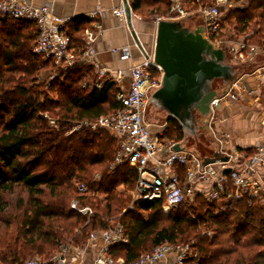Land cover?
<instances>
[{
    "label": "trees",
    "instance_id": "1",
    "mask_svg": "<svg viewBox=\"0 0 264 264\" xmlns=\"http://www.w3.org/2000/svg\"><path fill=\"white\" fill-rule=\"evenodd\" d=\"M145 4L131 0L130 8L143 16ZM151 5L165 7L161 11L165 15L171 13L169 0H153ZM234 11L230 16L244 23L241 31L252 28L251 38L264 48V0H252L248 9ZM92 22L88 16H78L67 26L76 53H82V32ZM37 37L33 22L0 20V204L7 203L4 195L17 187L28 195L15 233L0 239L1 263L24 264L32 254L50 257L67 241L82 247L93 231L110 228L114 220L123 225L129 242L112 246L110 255L126 264L167 242L192 244L201 264H264V206L253 198L231 200L223 192L210 202L198 195L194 205L170 211L163 209L164 200L133 202L127 191L137 183V168L127 163L112 167L118 138L87 128L71 135L47 132L46 113L71 122L98 119L121 108L116 99L120 84L106 76L95 85L94 72L80 61L68 67L44 61L34 53ZM42 70H50L55 78L42 82ZM87 78L94 81L83 87ZM158 137L179 142L183 130L172 120ZM240 150L249 156L256 148ZM75 179L88 186V193L78 200L96 208L91 218L65 205L74 197ZM231 187L229 182L228 190ZM99 194L106 201L101 208L95 207ZM208 231L214 232L213 238L206 235Z\"/></svg>",
    "mask_w": 264,
    "mask_h": 264
},
{
    "label": "built area",
    "instance_id": "2",
    "mask_svg": "<svg viewBox=\"0 0 264 264\" xmlns=\"http://www.w3.org/2000/svg\"><path fill=\"white\" fill-rule=\"evenodd\" d=\"M171 15L168 17L185 16L194 11H201L205 16L206 29L209 38L218 45L225 46L229 53L238 61H245L254 56L248 51L245 41L235 42L226 32L225 18L222 6L235 9L245 7L247 0H212L210 4L201 3L202 0H169ZM235 2V3H234ZM126 3L114 9L113 13L126 26L129 22ZM233 4V5H232ZM99 11L95 10L88 17L97 20ZM130 16L136 17L131 11ZM12 18L33 22L38 30V37L34 45V53L44 61L57 67H68L76 61L84 63L98 78L95 85L102 84L103 79L109 76L120 84V91L116 99L122 104L117 110H108L98 119H82L64 121L49 114L44 115V128L47 132H58L71 135L83 128L90 129L93 133L108 132L119 139V147L115 153L112 167L120 164H129L138 170V180L133 189L127 194L136 200L155 201L164 200L163 209L170 211L180 206L194 205L198 195H204L210 202L218 200L223 192H227L229 199H242L245 196L253 198L264 206V139L256 146L252 155L245 152L225 151L230 161L228 163L210 164L201 170L199 160L192 154L173 152L171 146L174 142L163 144L158 134H152L153 126L146 122L145 111L148 103L147 92L151 87L161 84V72L154 66L153 52H146L138 45L137 50L142 52L143 58L134 60V48L130 44L113 50L120 55L122 60L131 61L128 69V88L121 85L126 73L118 70L115 74L101 64L99 53L94 48L98 38V25H91L82 32L85 39L82 53H76L71 48V36L67 26L72 18L54 14L48 6H35L27 0H2L0 2V20ZM98 32L96 31V29ZM158 72L160 74H158ZM255 80L264 86V68L253 75ZM49 78V77H48ZM55 75L50 76L53 80ZM84 87L89 85V78L85 79ZM241 82V81H240ZM237 83L230 93L222 99L212 103L214 115L211 126L215 131V120H221L220 105L227 99L239 101L246 89ZM264 123V106L261 109ZM229 172V174H227ZM99 175H95L97 179ZM232 187L228 190L227 184ZM80 195L88 192V186L83 182L77 183ZM71 208L91 218L95 211L91 206L83 205L79 200H73ZM193 221H197L192 217ZM108 229L93 231L87 243L76 249L69 242L61 246L56 254L45 257L37 255L25 261L24 264H78L82 260L86 249L95 248L93 264H126L122 258L115 259L110 255L112 246L127 244L129 237L124 227L114 220ZM209 238L214 237V232L208 231ZM172 259V261H169ZM0 264L1 259H0ZM132 264H201L198 254L192 244L164 243L153 250L142 254Z\"/></svg>",
    "mask_w": 264,
    "mask_h": 264
},
{
    "label": "water",
    "instance_id": "3",
    "mask_svg": "<svg viewBox=\"0 0 264 264\" xmlns=\"http://www.w3.org/2000/svg\"><path fill=\"white\" fill-rule=\"evenodd\" d=\"M126 9L130 19L128 3ZM153 59L161 84L147 92L146 122L162 128L176 121L183 139L171 151L192 154L201 170L228 163L230 157L211 126L212 103L225 98L245 76L264 68V51L245 61L236 60L225 46L209 38L204 14L194 11L157 20Z\"/></svg>",
    "mask_w": 264,
    "mask_h": 264
},
{
    "label": "rangeland",
    "instance_id": "4",
    "mask_svg": "<svg viewBox=\"0 0 264 264\" xmlns=\"http://www.w3.org/2000/svg\"><path fill=\"white\" fill-rule=\"evenodd\" d=\"M151 2L153 0H145V6H144V12L145 14L143 16L137 15L138 18L142 19L143 21H149V22H154L157 25V20L161 17H168V15H165L161 11H164L166 8L161 7L158 9V6L156 7L155 5H151ZM212 2L208 0H202L201 3L205 4H210ZM252 0H247L245 2V7L243 8H238L235 9L233 7H228L226 5L222 6V13L223 17L225 18V24H226V32L227 34L235 41H245L246 44L248 45V51L259 53L264 51L263 45L256 43L255 39L251 38V31L252 28H248L246 31H241V29L244 27V23L237 21L235 16H230L232 12H235L234 10H246L249 8L251 5ZM149 3V5H148ZM235 3V2H234ZM233 5V4H232ZM171 13H169V16ZM152 39H150L148 45H147V50L146 52H153L154 50V44H155V38H156V33L153 35ZM50 70H42L40 72V79L42 82L50 81V76H51ZM49 77V78H48ZM98 79V78H97ZM95 79V81H98ZM85 81L83 80L81 85L84 87ZM94 80L89 78V84H92ZM240 85L246 89L245 93L243 96L240 98L239 101H232V100H225L222 105V110L224 109L225 106H230V107H236V112L234 116L230 119H225L223 111L221 112L222 117H220L221 121L215 120L214 128L215 131L217 132V135L219 136L220 139L223 140L224 145H223V150L228 151V152H240V148H250V147H255L260 144L261 140L264 139V130H257V122L258 120L261 121L263 118L261 117V109L264 106V86H261L258 81L255 80V77L253 76H245L241 82ZM234 107V108H235ZM252 116L255 117L256 119H252ZM54 117V116H53ZM241 119L243 121H249L252 123L249 127H245L242 129L240 132L236 133L232 128V126H236V122ZM222 122V123H221ZM260 128V126H258ZM165 130V127H158V126H153L152 128V134L156 136V134H162ZM258 132H257V131ZM239 131V130H237ZM105 132V131H104ZM108 133V132H106ZM111 137L112 136L110 133H108ZM161 143L168 144L173 141L169 139L161 140L159 139ZM259 142V143H258ZM242 146V147H241ZM95 169H100V167H96ZM80 182L79 180L75 179L73 182V196L69 200L66 201L65 205L69 209H72L70 204L73 200H78L80 195L78 189H77V183ZM88 193V192H87ZM128 195V194H127ZM98 202L95 204V207L100 206L103 207L105 204V197L104 195L99 194L98 195ZM4 199L7 203L0 204V216H1V221H0V239L5 238L7 235L14 234L16 231V226L18 224V221L16 220H21L22 215L24 214V210L27 208V203H28V195L26 190L23 187H17L13 193L5 194ZM133 201V200H132ZM81 202V201H80ZM82 203V202H81ZM5 204L7 205L6 211L3 210V207H5ZM83 204V203H82ZM259 204V203H258ZM84 205V204H83ZM260 205V204H259ZM261 206V205H260ZM96 209V208H94ZM74 210V209H72ZM107 215H103V217L106 218ZM10 223V225H9ZM66 243H69L67 241ZM76 247V246H75ZM76 249H79L77 247ZM57 250L55 253L52 255L56 254L59 252ZM37 256L36 254H32L28 256L29 257H34Z\"/></svg>",
    "mask_w": 264,
    "mask_h": 264
},
{
    "label": "crops",
    "instance_id": "5",
    "mask_svg": "<svg viewBox=\"0 0 264 264\" xmlns=\"http://www.w3.org/2000/svg\"><path fill=\"white\" fill-rule=\"evenodd\" d=\"M35 6H48L49 9L56 15L64 17L88 16L92 11L98 10L99 15L97 20L92 23L98 25V38L94 44V48L99 53L101 64L106 66L115 74L116 71L122 70L126 73L121 81L124 88H128L129 78L128 69L132 62L122 60L120 55L114 53L115 48L120 49L126 44H130L134 48V60L137 61L143 58L142 50H147V45L156 33L157 25L154 22L143 21L142 19L130 16L128 25H124L121 20L113 13L114 9L121 7L125 0H27ZM131 5V0H129ZM132 11V10H131ZM133 12V11H132ZM96 29V28H95ZM96 29V31L98 32ZM141 45V51L137 50L136 45ZM222 105L219 107V114L222 117L223 111L225 119H230L236 115V107L225 106L222 110ZM252 119H256L252 116ZM221 121V120H220ZM222 123V122H221ZM253 123V122H252ZM252 123L239 119L236 126H232L233 130L238 133L245 127H249ZM257 130H264V123L261 119L257 122ZM260 126V128H258ZM239 130V131H237ZM256 130V131H257ZM258 132V131H257ZM259 143V142H258ZM242 147V146H241ZM95 257V248L86 249L82 260L78 264H93ZM172 261V259H169Z\"/></svg>",
    "mask_w": 264,
    "mask_h": 264
}]
</instances>
